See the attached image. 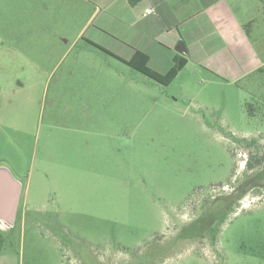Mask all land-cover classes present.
Listing matches in <instances>:
<instances>
[{"label": "rangeland", "instance_id": "374dc122", "mask_svg": "<svg viewBox=\"0 0 264 264\" xmlns=\"http://www.w3.org/2000/svg\"><path fill=\"white\" fill-rule=\"evenodd\" d=\"M89 12L0 0V167L21 184L0 264H264V67L163 86L86 44Z\"/></svg>", "mask_w": 264, "mask_h": 264}, {"label": "crops", "instance_id": "0c3cea01", "mask_svg": "<svg viewBox=\"0 0 264 264\" xmlns=\"http://www.w3.org/2000/svg\"><path fill=\"white\" fill-rule=\"evenodd\" d=\"M82 1L90 12L81 37L122 61L141 52L148 58L147 66L164 75L174 57L181 56L187 63L178 76L193 65L228 84L264 67V51L255 48L251 32L244 28L257 24L258 18L264 24V0H258L257 7L247 0ZM148 9L154 12L146 14ZM107 33L116 40L103 37ZM180 45L184 52L178 51ZM2 247L0 236V251Z\"/></svg>", "mask_w": 264, "mask_h": 264}, {"label": "water", "instance_id": "95a60500", "mask_svg": "<svg viewBox=\"0 0 264 264\" xmlns=\"http://www.w3.org/2000/svg\"><path fill=\"white\" fill-rule=\"evenodd\" d=\"M178 51L184 52V46L180 45ZM20 197L21 184L8 169L0 167V225L7 229L15 225Z\"/></svg>", "mask_w": 264, "mask_h": 264}, {"label": "trees", "instance_id": "16d2710c", "mask_svg": "<svg viewBox=\"0 0 264 264\" xmlns=\"http://www.w3.org/2000/svg\"><path fill=\"white\" fill-rule=\"evenodd\" d=\"M244 28L246 29L247 26H245ZM92 46L96 48L95 45H92ZM114 58H116V57H114ZM116 59H118V58H116ZM118 60L121 61L122 63H124L125 65H127L128 67H130L131 69H133L134 71L142 74L143 76H145V77L149 78L150 80H152V81H154L160 85H163V86H168L174 79H176L178 74L182 71V69L184 68V66L187 63V60L184 57L176 56L173 59V64H172L171 69L166 74L161 75V74H158L155 71L151 70L147 66L148 58L146 55H144L141 52H136L131 61L126 62V61H122L120 59H118ZM255 166L256 165L251 163V160L246 162V168L248 170H252Z\"/></svg>", "mask_w": 264, "mask_h": 264}, {"label": "built area", "instance_id": "2783aa9c", "mask_svg": "<svg viewBox=\"0 0 264 264\" xmlns=\"http://www.w3.org/2000/svg\"><path fill=\"white\" fill-rule=\"evenodd\" d=\"M154 11L152 9H148L146 10V14H150V13H153Z\"/></svg>", "mask_w": 264, "mask_h": 264}]
</instances>
